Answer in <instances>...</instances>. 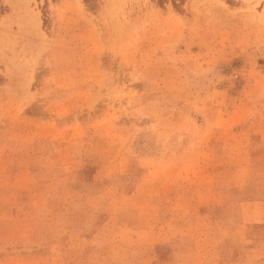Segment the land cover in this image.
Returning <instances> with one entry per match:
<instances>
[{
    "label": "rangeland",
    "instance_id": "obj_1",
    "mask_svg": "<svg viewBox=\"0 0 264 264\" xmlns=\"http://www.w3.org/2000/svg\"><path fill=\"white\" fill-rule=\"evenodd\" d=\"M0 264H264V0H0Z\"/></svg>",
    "mask_w": 264,
    "mask_h": 264
}]
</instances>
